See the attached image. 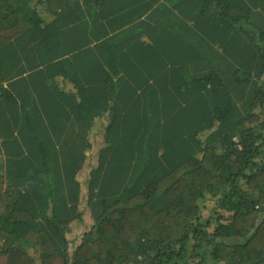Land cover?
<instances>
[{"label": "trees", "instance_id": "obj_1", "mask_svg": "<svg viewBox=\"0 0 264 264\" xmlns=\"http://www.w3.org/2000/svg\"><path fill=\"white\" fill-rule=\"evenodd\" d=\"M0 264H264V0H0Z\"/></svg>", "mask_w": 264, "mask_h": 264}, {"label": "rangeland", "instance_id": "obj_2", "mask_svg": "<svg viewBox=\"0 0 264 264\" xmlns=\"http://www.w3.org/2000/svg\"><path fill=\"white\" fill-rule=\"evenodd\" d=\"M107 123V118L101 119L97 123V128L95 132L91 135V141L93 143L92 149L89 151V158L87 160V163L84 167V172H81L80 174V181L83 182V189H86L84 185V180L87 176L88 171L91 169V167L96 163V154L103 144V136L101 129L103 128L102 126L106 125ZM85 191V190H83ZM215 205L214 201H207L206 206L207 208L205 209V213H208L209 209L212 208ZM92 224L91 220L88 218L87 214L85 216V220L83 222H73L72 223V232L68 235L69 239L71 240V250L74 249L75 245L78 244L81 240V236L85 231L90 227ZM74 242V243H73Z\"/></svg>", "mask_w": 264, "mask_h": 264}]
</instances>
